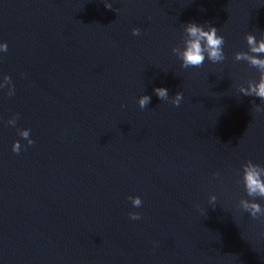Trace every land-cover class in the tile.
Returning a JSON list of instances; mask_svg holds the SVG:
<instances>
[{"label":"water","instance_id":"1","mask_svg":"<svg viewBox=\"0 0 264 264\" xmlns=\"http://www.w3.org/2000/svg\"><path fill=\"white\" fill-rule=\"evenodd\" d=\"M189 23L225 37L223 64L181 67ZM248 33L264 40V0H0V264H264L237 182L264 165Z\"/></svg>","mask_w":264,"mask_h":264},{"label":"clouds","instance_id":"2","mask_svg":"<svg viewBox=\"0 0 264 264\" xmlns=\"http://www.w3.org/2000/svg\"><path fill=\"white\" fill-rule=\"evenodd\" d=\"M110 6V5H109ZM187 34V40L184 43L183 49H173L181 61L183 69L202 67L206 61L213 65L223 64L227 60L225 52V37L219 34L218 29L211 25L205 26L196 23H189L184 28ZM133 35H141L139 28L133 29ZM248 43V51L237 52L235 60L246 61L252 67L260 72L259 79L251 82L247 87L239 89L244 96H254L264 100V40H257L256 36L248 33L245 37ZM9 51V44L6 41H0V58L3 54ZM7 89L6 95L12 97L16 94V86L11 75H0V91ZM156 95L161 100L169 99L167 88L154 89ZM184 100L183 93H178L175 96L172 104L175 107H180ZM151 103V96L144 95L139 97L138 104L141 109H145ZM256 112H264L259 105L256 106ZM20 114L16 113L7 120L6 124L11 127H16ZM3 118L0 117V121ZM18 135L22 140L27 141V146L35 144V140L31 138V129H18ZM21 139L16 140L12 145V152L19 155L22 150ZM220 173H216L219 177ZM243 188L245 199L240 201L241 207L253 219H264V204L260 201L264 200V165L248 160L244 163L239 172L237 181ZM133 208L139 209L143 207L144 201L141 196H129ZM218 197L210 195L208 203L215 206ZM143 217L139 212H130L129 219L139 221Z\"/></svg>","mask_w":264,"mask_h":264}]
</instances>
